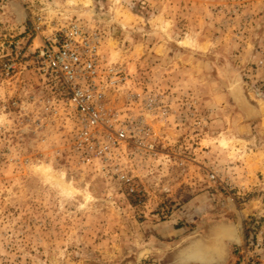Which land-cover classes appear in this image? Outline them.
Here are the masks:
<instances>
[{
	"label": "rangeland",
	"instance_id": "374dc122",
	"mask_svg": "<svg viewBox=\"0 0 264 264\" xmlns=\"http://www.w3.org/2000/svg\"><path fill=\"white\" fill-rule=\"evenodd\" d=\"M66 4L99 27L135 90L162 94L160 154L128 194L0 109V264H264V0Z\"/></svg>",
	"mask_w": 264,
	"mask_h": 264
},
{
	"label": "built area",
	"instance_id": "2783aa9c",
	"mask_svg": "<svg viewBox=\"0 0 264 264\" xmlns=\"http://www.w3.org/2000/svg\"><path fill=\"white\" fill-rule=\"evenodd\" d=\"M67 1L0 0V109L28 116L44 142L59 135L55 151L67 162L137 194L139 172L160 154L152 121L169 110L162 94L135 90L133 75L104 52L99 27ZM12 2L21 20L10 17Z\"/></svg>",
	"mask_w": 264,
	"mask_h": 264
},
{
	"label": "bare ground",
	"instance_id": "6f19581e",
	"mask_svg": "<svg viewBox=\"0 0 264 264\" xmlns=\"http://www.w3.org/2000/svg\"><path fill=\"white\" fill-rule=\"evenodd\" d=\"M250 112V111H249ZM253 112V111H252ZM214 227V226H213ZM237 227V226H236ZM209 228V227H208ZM211 230V229H210ZM209 233V232H208ZM211 233V232H210ZM219 233L221 234V236L223 237V238H225V237H227V236H231V237H235V238H238L239 236L237 235V233H238V231L235 229V228H233V227H231V226H226L225 228H220L219 229ZM216 235V234H215ZM202 236V235H201ZM207 236H208V234H207ZM211 236V235H210ZM209 236V237H210ZM214 238V237H213ZM205 239V238H204ZM210 239V238H209ZM216 239V238H215ZM221 239V238H220ZM239 239V238H238ZM207 240H208V238H207ZM210 240H212V238L210 239ZM209 240V243H211V241ZM219 240V239H218ZM225 240V239H224ZM213 241V240H212ZM215 241V240H214ZM207 242V241H206ZM213 243V242H212ZM216 243V241L214 242V244ZM217 243H218V241H217ZM216 243V244H217ZM208 244V243H207ZM208 245H210L209 247H211V245L212 244H208ZM214 246V245H213ZM225 248V247H224ZM228 248V247H227ZM216 251L217 252H219V251H221L223 248H221L220 246H219V244H217V246H216ZM214 249V250H215ZM211 250V249H210ZM228 250V249H227ZM223 251H224V249H223ZM222 251V252H223ZM203 253H205L204 251H203ZM203 253H201V255H202V257H203ZM207 253V252H206ZM220 253V252H219ZM191 254H194V253H191ZM218 254V253H217ZM196 255V254H195ZM194 255V256H195ZM226 256H227V254H226ZM217 257V256H216ZM205 258V257H204ZM211 258V257H210ZM209 258V259H210ZM219 260V259H218Z\"/></svg>",
	"mask_w": 264,
	"mask_h": 264
},
{
	"label": "water",
	"instance_id": "95a60500",
	"mask_svg": "<svg viewBox=\"0 0 264 264\" xmlns=\"http://www.w3.org/2000/svg\"><path fill=\"white\" fill-rule=\"evenodd\" d=\"M229 240H235V239H234V238H232V239H229ZM201 241H202V243H203V245H204V249H205V247H206V245H207V242H206V240H205V239H202Z\"/></svg>",
	"mask_w": 264,
	"mask_h": 264
}]
</instances>
